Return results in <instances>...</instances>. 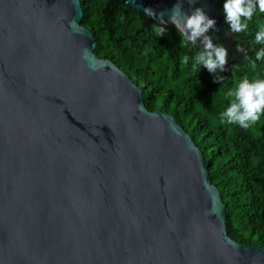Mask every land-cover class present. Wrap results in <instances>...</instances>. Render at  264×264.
<instances>
[{"label": "water", "instance_id": "obj_1", "mask_svg": "<svg viewBox=\"0 0 264 264\" xmlns=\"http://www.w3.org/2000/svg\"><path fill=\"white\" fill-rule=\"evenodd\" d=\"M151 21L211 0H121ZM80 0H0V264H264L191 134L94 53ZM199 47L203 44L197 41ZM87 53V55H86Z\"/></svg>", "mask_w": 264, "mask_h": 264}, {"label": "trees", "instance_id": "obj_2", "mask_svg": "<svg viewBox=\"0 0 264 264\" xmlns=\"http://www.w3.org/2000/svg\"><path fill=\"white\" fill-rule=\"evenodd\" d=\"M211 1L221 12L224 30L210 37L228 49L223 72L194 66L193 57L203 46L183 44L175 26L155 23L121 0H80V23L94 36V53L141 88L146 108L171 113L191 134L226 205L228 235L264 247V117L248 128L221 120L232 99L229 92L240 81L264 78V60L255 61L256 51L264 48L255 43L264 13L257 9L247 31L234 33L225 21L224 0ZM158 25L166 29L163 35L157 34Z\"/></svg>", "mask_w": 264, "mask_h": 264}, {"label": "clouds", "instance_id": "obj_3", "mask_svg": "<svg viewBox=\"0 0 264 264\" xmlns=\"http://www.w3.org/2000/svg\"><path fill=\"white\" fill-rule=\"evenodd\" d=\"M257 9L260 13H264V0H224L223 4L225 21L234 33L247 31L249 22ZM144 13L147 16H155L151 8H145ZM170 21L179 30L183 44L196 46L197 41L201 40L203 47L193 57L194 66H203L210 73L225 70L228 49L223 45L214 44L212 38L206 35L208 30L215 26L214 19L209 18L199 7L190 15L185 14L178 2L171 11ZM164 23L163 14H161L160 24ZM156 31L160 36L166 29L158 25ZM255 43L264 44V26L256 32ZM260 60H264V48H260L255 53V61ZM255 61H253V67H255ZM229 96L232 99L230 105L221 114V120L248 128L264 117V78L243 79L233 91L229 92Z\"/></svg>", "mask_w": 264, "mask_h": 264}, {"label": "rangeland", "instance_id": "obj_4", "mask_svg": "<svg viewBox=\"0 0 264 264\" xmlns=\"http://www.w3.org/2000/svg\"><path fill=\"white\" fill-rule=\"evenodd\" d=\"M230 39H231V35H230V33H227V35H226V42H229ZM198 42H201V40H198Z\"/></svg>", "mask_w": 264, "mask_h": 264}]
</instances>
